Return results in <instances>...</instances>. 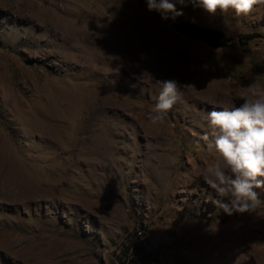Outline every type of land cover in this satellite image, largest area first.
Instances as JSON below:
<instances>
[{
	"label": "rangeland",
	"instance_id": "obj_1",
	"mask_svg": "<svg viewBox=\"0 0 264 264\" xmlns=\"http://www.w3.org/2000/svg\"><path fill=\"white\" fill-rule=\"evenodd\" d=\"M181 10L0 0V264H136L138 226L161 264H264V219L217 206L230 201L200 178L213 157L197 147L208 111L264 88V8ZM178 22L231 42L187 39ZM166 80L194 87L152 125Z\"/></svg>",
	"mask_w": 264,
	"mask_h": 264
},
{
	"label": "clouds",
	"instance_id": "obj_2",
	"mask_svg": "<svg viewBox=\"0 0 264 264\" xmlns=\"http://www.w3.org/2000/svg\"><path fill=\"white\" fill-rule=\"evenodd\" d=\"M146 3L148 11L159 13L164 20L182 17L185 13L181 9L188 7L210 15L217 10L223 13L231 10L236 16H249L264 8V0H146ZM155 83L159 93L147 119L152 125H163L182 101V90L194 86H181L176 80ZM240 99L243 102L239 106L233 102L213 107L204 115L208 130L199 137L197 147L203 141L213 159L200 178L219 197L229 199V203L215 201L227 215L247 213L264 219V199L258 191H264V88L252 84L245 88Z\"/></svg>",
	"mask_w": 264,
	"mask_h": 264
},
{
	"label": "built area",
	"instance_id": "obj_3",
	"mask_svg": "<svg viewBox=\"0 0 264 264\" xmlns=\"http://www.w3.org/2000/svg\"><path fill=\"white\" fill-rule=\"evenodd\" d=\"M151 242L145 228L138 226L133 236V249L128 255L136 264L166 263L168 256L161 249L151 247Z\"/></svg>",
	"mask_w": 264,
	"mask_h": 264
},
{
	"label": "water",
	"instance_id": "obj_4",
	"mask_svg": "<svg viewBox=\"0 0 264 264\" xmlns=\"http://www.w3.org/2000/svg\"><path fill=\"white\" fill-rule=\"evenodd\" d=\"M174 27L187 39L199 40L212 48H225L231 42L220 30L200 27L189 22H178Z\"/></svg>",
	"mask_w": 264,
	"mask_h": 264
}]
</instances>
